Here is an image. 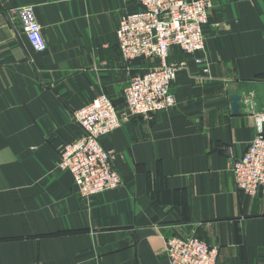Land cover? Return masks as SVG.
<instances>
[{
  "label": "crops",
  "instance_id": "obj_1",
  "mask_svg": "<svg viewBox=\"0 0 264 264\" xmlns=\"http://www.w3.org/2000/svg\"><path fill=\"white\" fill-rule=\"evenodd\" d=\"M24 5L34 7L44 51L23 30ZM139 8L0 0V264H170L173 236L218 246L217 264H264V192L241 191L232 171L261 130L264 0H212L205 49L171 48L167 62L185 64L172 86L177 105L103 138L121 186L85 198L58 166L83 133L75 113L103 92L124 112L126 85L157 64L127 62L118 45L121 17Z\"/></svg>",
  "mask_w": 264,
  "mask_h": 264
},
{
  "label": "built area",
  "instance_id": "obj_2",
  "mask_svg": "<svg viewBox=\"0 0 264 264\" xmlns=\"http://www.w3.org/2000/svg\"><path fill=\"white\" fill-rule=\"evenodd\" d=\"M140 8L123 15L117 28L118 45L125 61L137 58L157 60L133 76L124 89L126 110L120 112L113 97L100 93L75 113L82 135L65 145L59 168L69 171L81 196L88 198L123 184L115 166L116 152L103 145V138L119 129L131 117H151L177 105L172 91L182 63H168L173 46L195 54L205 49V26L209 21L212 0H138ZM23 30L32 47L41 52L47 48L42 26L34 7L19 8ZM197 62L208 63L203 58ZM260 127L246 152L232 165L238 188L249 194L264 192V112L255 111ZM166 252L170 264H217L219 247L197 236H173L167 239Z\"/></svg>",
  "mask_w": 264,
  "mask_h": 264
},
{
  "label": "water",
  "instance_id": "obj_3",
  "mask_svg": "<svg viewBox=\"0 0 264 264\" xmlns=\"http://www.w3.org/2000/svg\"><path fill=\"white\" fill-rule=\"evenodd\" d=\"M240 99H241L240 94H232L231 95L232 111L234 113H238L240 111Z\"/></svg>",
  "mask_w": 264,
  "mask_h": 264
}]
</instances>
